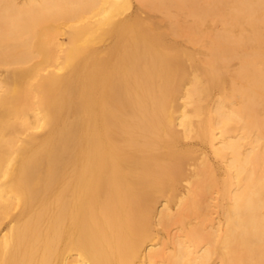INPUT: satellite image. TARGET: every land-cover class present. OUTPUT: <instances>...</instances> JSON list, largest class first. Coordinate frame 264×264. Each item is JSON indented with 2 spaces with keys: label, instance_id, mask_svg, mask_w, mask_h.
Wrapping results in <instances>:
<instances>
[{
  "label": "bare ground",
  "instance_id": "1",
  "mask_svg": "<svg viewBox=\"0 0 264 264\" xmlns=\"http://www.w3.org/2000/svg\"><path fill=\"white\" fill-rule=\"evenodd\" d=\"M0 264H264V0H0Z\"/></svg>",
  "mask_w": 264,
  "mask_h": 264
},
{
  "label": "rangeland",
  "instance_id": "2",
  "mask_svg": "<svg viewBox=\"0 0 264 264\" xmlns=\"http://www.w3.org/2000/svg\"><path fill=\"white\" fill-rule=\"evenodd\" d=\"M202 56L200 55L199 58H201Z\"/></svg>",
  "mask_w": 264,
  "mask_h": 264
}]
</instances>
